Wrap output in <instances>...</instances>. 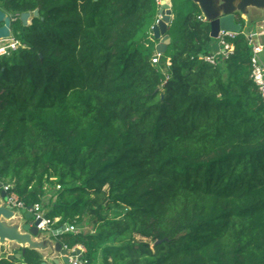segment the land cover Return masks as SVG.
Returning a JSON list of instances; mask_svg holds the SVG:
<instances>
[{"label":"trees","instance_id":"trees-1","mask_svg":"<svg viewBox=\"0 0 264 264\" xmlns=\"http://www.w3.org/2000/svg\"><path fill=\"white\" fill-rule=\"evenodd\" d=\"M161 7L0 0L20 41L0 56V183L27 206L56 189V228L89 216L94 231L55 237L84 246L89 264H264V100L247 31L213 64L210 20L195 0H171L155 64ZM112 205L124 213L107 218ZM18 253L0 264L44 261Z\"/></svg>","mask_w":264,"mask_h":264},{"label":"water","instance_id":"water-1","mask_svg":"<svg viewBox=\"0 0 264 264\" xmlns=\"http://www.w3.org/2000/svg\"><path fill=\"white\" fill-rule=\"evenodd\" d=\"M203 14L211 22V36L218 38L221 31H232L239 33L243 31L244 26L242 23L237 21L236 17V7L234 5V0H224L225 1V11L219 13V7L215 5L214 0H195ZM254 5H264V0H242L240 3V9L245 8L246 6ZM35 15L38 11L35 10ZM163 18L158 24L154 26V35L159 42L156 45V50L160 53H164L167 50L168 43L170 42V35L167 33L169 21L172 17L171 9V0H163V9H162ZM31 15L30 11L23 12L21 14V20L24 25L28 24V19ZM12 24L13 18L5 10L0 8V39L10 38L12 35ZM2 183H0V188ZM6 197V192L0 190V246L7 241H15L20 244L22 251L25 252L26 248H47L49 243H52L51 239H47L48 242L39 241L45 231H42L38 228L40 219L34 218V213L30 210L32 204L28 205L25 208H22L20 211L15 213L13 210L5 207L3 205L2 199ZM18 218L21 223V229H18L16 226H10L5 222V219ZM66 228V225H62L58 229L53 230V235L57 236L61 234ZM53 248L56 251H63L64 261L66 264H69V255L71 254L70 250L63 248V244L60 241H57ZM14 255L21 257V254L18 253V249L14 250V253H9V258H14ZM42 264H46L45 261Z\"/></svg>","mask_w":264,"mask_h":264},{"label":"built area","instance_id":"built-area-1","mask_svg":"<svg viewBox=\"0 0 264 264\" xmlns=\"http://www.w3.org/2000/svg\"><path fill=\"white\" fill-rule=\"evenodd\" d=\"M158 3L162 6L160 8V13L156 20V23L152 26V33H154V26L160 22L163 18L162 9H163V0H158ZM200 20H207L206 16L203 14L199 15ZM237 33L232 31H221L219 37L217 38L219 41V49L210 52L202 57L213 64L217 63L218 57L227 58L234 51V45L228 40V37H234ZM258 30L247 32V37L249 43L252 45V78L257 84L263 100H264V62L262 61L261 54L264 51V43H262L258 36H260ZM6 42V43H4ZM20 44L18 39L14 37L0 39V56L9 55L12 50L16 49ZM162 53L156 50L155 54L152 57L153 63H159L161 59ZM61 186L57 185V189ZM0 190H4L6 192V197L2 199L3 205L15 213L20 211L22 208L27 207L25 202L20 198L18 193L15 191L14 183H2V187ZM34 213L35 219H40V223L38 224V228L42 231H53L54 229H58L54 226V224L59 221V217L51 219L47 216V208L45 203L36 202L32 204V208L30 209ZM66 228L63 232H78V228L76 224L73 223H65ZM62 232V233H63ZM63 248L70 250L71 254L69 255V264H89L86 255V248L82 245H76L72 248H69L67 245H63Z\"/></svg>","mask_w":264,"mask_h":264},{"label":"crops","instance_id":"crops-1","mask_svg":"<svg viewBox=\"0 0 264 264\" xmlns=\"http://www.w3.org/2000/svg\"><path fill=\"white\" fill-rule=\"evenodd\" d=\"M242 0H234V5L236 7V13L240 12L242 18L244 19L245 26L244 30L247 32L256 31L258 30L261 33L259 37L260 41L264 43V5L258 6L254 4H250L243 9H240V3ZM215 5L219 7V13L225 11V1L224 0H214ZM207 18V17H206ZM219 41L214 40L209 45V50L214 52L219 49ZM262 61L264 62V51L261 54ZM47 232V233H46ZM45 234L39 238V241H45L47 239H51L52 243L48 245L47 248H39L41 254H43V259L46 264H66L64 261V253L63 251H56L53 248V245L58 241L53 235V231H46ZM9 254V253H8Z\"/></svg>","mask_w":264,"mask_h":264},{"label":"rangeland","instance_id":"rangeland-1","mask_svg":"<svg viewBox=\"0 0 264 264\" xmlns=\"http://www.w3.org/2000/svg\"><path fill=\"white\" fill-rule=\"evenodd\" d=\"M32 18H33V12H31V15L28 19V24H31ZM12 37H13V33L11 35V38ZM4 43H6V42H4ZM55 192H56V189H51L49 191L48 195L44 198V201H43L45 203V205L49 204L51 196H53L55 194ZM46 208H47V210H49V206H46ZM124 211H125V207L112 205L111 208L105 212V215L107 218L112 219V218H116V217L121 216V214L124 213ZM5 222L10 226H16V227H18V229H21V223L19 222L18 218L5 219ZM76 227L78 228L79 231L80 230L85 231V232L94 231V226H93L92 220L90 219L89 216H85L82 219V221H78L76 223ZM48 232H50V231H48ZM19 247H20V244H18L17 242L7 241L0 246V255H2L4 253H14V250L18 249ZM95 264H100V260H98Z\"/></svg>","mask_w":264,"mask_h":264},{"label":"clouds","instance_id":"clouds-1","mask_svg":"<svg viewBox=\"0 0 264 264\" xmlns=\"http://www.w3.org/2000/svg\"><path fill=\"white\" fill-rule=\"evenodd\" d=\"M208 20V19H207Z\"/></svg>","mask_w":264,"mask_h":264}]
</instances>
